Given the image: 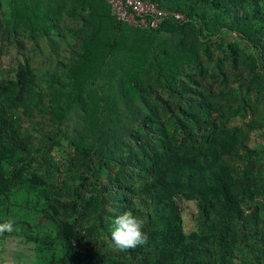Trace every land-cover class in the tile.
Listing matches in <instances>:
<instances>
[{
  "label": "trees",
  "instance_id": "obj_1",
  "mask_svg": "<svg viewBox=\"0 0 264 264\" xmlns=\"http://www.w3.org/2000/svg\"><path fill=\"white\" fill-rule=\"evenodd\" d=\"M149 1L182 18L0 0V245L31 264H264V0Z\"/></svg>",
  "mask_w": 264,
  "mask_h": 264
},
{
  "label": "built area",
  "instance_id": "obj_2",
  "mask_svg": "<svg viewBox=\"0 0 264 264\" xmlns=\"http://www.w3.org/2000/svg\"><path fill=\"white\" fill-rule=\"evenodd\" d=\"M117 21L131 26L155 29L167 16L179 20L178 13L168 12L149 0H104Z\"/></svg>",
  "mask_w": 264,
  "mask_h": 264
},
{
  "label": "clouds",
  "instance_id": "obj_3",
  "mask_svg": "<svg viewBox=\"0 0 264 264\" xmlns=\"http://www.w3.org/2000/svg\"><path fill=\"white\" fill-rule=\"evenodd\" d=\"M144 220L135 216L131 211H125L113 220L111 240L116 249L130 250L147 243V234L142 230ZM14 230V221L9 218L0 223V235L11 233Z\"/></svg>",
  "mask_w": 264,
  "mask_h": 264
},
{
  "label": "rangeland",
  "instance_id": "obj_4",
  "mask_svg": "<svg viewBox=\"0 0 264 264\" xmlns=\"http://www.w3.org/2000/svg\"><path fill=\"white\" fill-rule=\"evenodd\" d=\"M27 248L18 245L12 238L6 239L0 245V264H31V252Z\"/></svg>",
  "mask_w": 264,
  "mask_h": 264
}]
</instances>
